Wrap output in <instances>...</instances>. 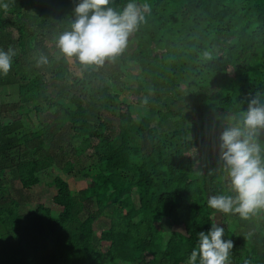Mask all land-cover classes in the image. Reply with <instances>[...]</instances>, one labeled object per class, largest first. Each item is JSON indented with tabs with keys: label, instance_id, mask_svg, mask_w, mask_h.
<instances>
[{
	"label": "trees",
	"instance_id": "1",
	"mask_svg": "<svg viewBox=\"0 0 264 264\" xmlns=\"http://www.w3.org/2000/svg\"><path fill=\"white\" fill-rule=\"evenodd\" d=\"M135 2L150 12L132 54L86 68L57 47L80 0H0V49L16 52L0 76V264H186L219 218L236 225L222 237L233 242L227 264H264V210L242 219L208 206L235 193L221 135L204 122L264 102V0ZM9 89L18 99L4 103ZM134 107L147 110L135 117ZM257 142L264 156V134ZM55 170L86 188L50 175L53 204L22 212L40 174Z\"/></svg>",
	"mask_w": 264,
	"mask_h": 264
},
{
	"label": "clouds",
	"instance_id": "2",
	"mask_svg": "<svg viewBox=\"0 0 264 264\" xmlns=\"http://www.w3.org/2000/svg\"><path fill=\"white\" fill-rule=\"evenodd\" d=\"M113 0H80L75 7L71 30L62 33L57 47L68 60H77L84 67L100 68L115 60L126 50L129 38L144 22L150 5L135 0L117 11ZM7 8V5H4ZM16 55L9 46L0 49V76H7ZM48 63L41 55L37 67ZM264 134V102L252 99L248 110L241 113L240 125L227 127L221 135V159L227 169L229 188L235 195H210L208 206L224 214H239L248 219L264 210V156L257 142ZM199 240L186 264H227L233 248L225 241L224 229L213 223L209 232H200Z\"/></svg>",
	"mask_w": 264,
	"mask_h": 264
},
{
	"label": "rangeland",
	"instance_id": "3",
	"mask_svg": "<svg viewBox=\"0 0 264 264\" xmlns=\"http://www.w3.org/2000/svg\"><path fill=\"white\" fill-rule=\"evenodd\" d=\"M47 43V42H46ZM48 44V43H47ZM135 49V45L133 44H128L125 52L127 54H132L133 50ZM129 65H130V73L132 74H140L141 73V68L139 65L135 64L134 62L129 61ZM121 79V78H120ZM69 82H71V79H68ZM122 82V80L120 81ZM132 86H135V84H133ZM17 90L16 89H9L7 91V93H4L2 98L4 103L7 102H14L18 99L17 97ZM65 100H68V98H65ZM121 100H124L126 102H131L132 100V95H131V90H126L123 91L121 94ZM145 108H140V107H134L133 108V113L134 116H138V114L142 111L144 112ZM32 118H35V114H30ZM240 116L241 115H234V116H224V115H218V114H214V113H210L207 115L206 120L204 121L205 123H209V125L213 128V131L217 134V135H222V133L225 131V129L227 127H231L234 126L235 124L240 123ZM191 139H197L195 137V135H191L190 137ZM215 159V157H213L212 154L208 155L205 162L207 164H210L211 162H213ZM204 163H200L197 165V167L195 168L194 172L195 174H199L202 170V168L205 167ZM50 175L53 176H61L62 178H64L70 185V188L73 191H79L82 190L84 188H86L87 186V180H81V179H75L73 177L68 176L67 174L63 173V172H59L57 170L55 171H45L43 173L40 174V183L36 186H34L33 188L30 189V199H29V203L25 204L22 206L21 210L22 212H32L34 211L40 204H44L47 206H51L53 203V198L57 195L58 190L56 189L55 186H52L50 184V180L51 177H49ZM52 176V177H53ZM29 192V191H28ZM225 218H219V224L220 227H222L224 230L226 228L232 227L233 230H236V225L233 222L232 219H228V220H223ZM254 226L251 225L250 228L247 229V231H254ZM108 244L105 243L102 245V249L103 250H107L108 248Z\"/></svg>",
	"mask_w": 264,
	"mask_h": 264
}]
</instances>
